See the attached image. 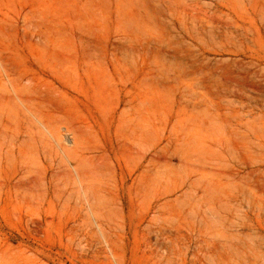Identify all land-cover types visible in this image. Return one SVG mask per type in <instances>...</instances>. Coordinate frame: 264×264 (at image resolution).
I'll return each instance as SVG.
<instances>
[{"label":"rangeland","instance_id":"374dc122","mask_svg":"<svg viewBox=\"0 0 264 264\" xmlns=\"http://www.w3.org/2000/svg\"><path fill=\"white\" fill-rule=\"evenodd\" d=\"M0 264H264V0H0Z\"/></svg>","mask_w":264,"mask_h":264},{"label":"bare ground","instance_id":"6f19581e","mask_svg":"<svg viewBox=\"0 0 264 264\" xmlns=\"http://www.w3.org/2000/svg\"><path fill=\"white\" fill-rule=\"evenodd\" d=\"M141 5L144 6L142 3H141ZM23 9H24V7L21 8V10H19V14H20V12L23 11ZM129 10L131 12H125V13L122 14V16L125 17V18L128 17V22H130L132 24L134 23L133 25H135L138 28H141L139 33H140V35L143 38H150L152 36L153 32H154V30L152 29V27H153L152 23L154 24V22L151 23V18L148 15V11L145 10V8H142L143 15H144L145 18L144 17L135 18V13H134L135 8H134L133 4L130 5ZM32 14H33V10L27 11L25 13V18H27L29 15H32ZM147 23H148V25L150 27H148ZM185 49L186 48H184V45H183V43L181 41L177 42L176 46H175V49H174V53L172 54V56L170 58H168V59H164L165 62L161 63L160 71L164 72L166 69H170L171 68L173 70H176L177 76L180 77V75L183 74L185 70L183 68V66H184L183 59L184 58L180 59L178 53L184 52ZM229 53L231 55L237 54V52H233V51H229ZM86 55H87V58L91 57V54H89V53H86ZM43 58H46V59H43ZM37 59H39V62L41 63V65L43 67H46V68H49V66L51 64L52 65L54 64V67L56 66V64H59V61L57 62V60H54L52 58V56H49V55L42 56V57H39ZM159 215H161V214H159Z\"/></svg>","mask_w":264,"mask_h":264}]
</instances>
